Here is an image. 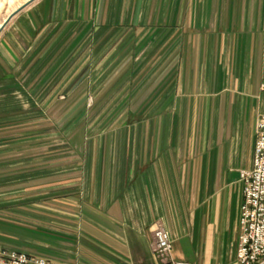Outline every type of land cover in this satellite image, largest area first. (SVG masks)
Wrapping results in <instances>:
<instances>
[{
	"label": "crops",
	"instance_id": "1",
	"mask_svg": "<svg viewBox=\"0 0 264 264\" xmlns=\"http://www.w3.org/2000/svg\"><path fill=\"white\" fill-rule=\"evenodd\" d=\"M262 116L264 0H34L0 33V246L236 264Z\"/></svg>",
	"mask_w": 264,
	"mask_h": 264
},
{
	"label": "built area",
	"instance_id": "2",
	"mask_svg": "<svg viewBox=\"0 0 264 264\" xmlns=\"http://www.w3.org/2000/svg\"><path fill=\"white\" fill-rule=\"evenodd\" d=\"M241 235L236 264H264V116L257 129L253 168L242 170ZM154 251L164 262L173 250V241L163 227L154 231ZM0 264H56L24 252L0 246ZM174 264H189L177 261Z\"/></svg>",
	"mask_w": 264,
	"mask_h": 264
},
{
	"label": "rangeland",
	"instance_id": "3",
	"mask_svg": "<svg viewBox=\"0 0 264 264\" xmlns=\"http://www.w3.org/2000/svg\"><path fill=\"white\" fill-rule=\"evenodd\" d=\"M28 0H0V27L4 23V21L19 7H21L24 3H26ZM42 106V105H41ZM46 108V107H44ZM46 120L47 117H45ZM50 122V121H49ZM47 133V132H46ZM51 134V132H49ZM48 141L47 139H43L41 144L45 143ZM51 142V136L50 140ZM41 152L42 151H48L50 150L51 152V147L49 149L48 144L45 143L44 145L40 146ZM51 154V153H50Z\"/></svg>",
	"mask_w": 264,
	"mask_h": 264
},
{
	"label": "water",
	"instance_id": "4",
	"mask_svg": "<svg viewBox=\"0 0 264 264\" xmlns=\"http://www.w3.org/2000/svg\"><path fill=\"white\" fill-rule=\"evenodd\" d=\"M34 0H28L26 3H24L21 7H19L18 9H16L5 21L4 23L1 25L0 27V33L1 31L7 26V24L9 23V21L20 11L22 10L25 6L29 5L31 2H33Z\"/></svg>",
	"mask_w": 264,
	"mask_h": 264
}]
</instances>
